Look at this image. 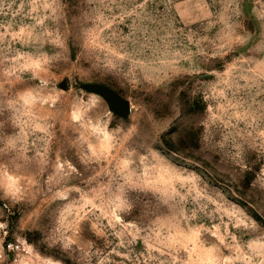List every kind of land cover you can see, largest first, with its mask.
I'll return each instance as SVG.
<instances>
[{
	"label": "rangeland",
	"instance_id": "rangeland-1",
	"mask_svg": "<svg viewBox=\"0 0 264 264\" xmlns=\"http://www.w3.org/2000/svg\"><path fill=\"white\" fill-rule=\"evenodd\" d=\"M0 254L264 264V0H0Z\"/></svg>",
	"mask_w": 264,
	"mask_h": 264
},
{
	"label": "water",
	"instance_id": "water-1",
	"mask_svg": "<svg viewBox=\"0 0 264 264\" xmlns=\"http://www.w3.org/2000/svg\"><path fill=\"white\" fill-rule=\"evenodd\" d=\"M62 86H65V84L63 83ZM82 88L101 95L107 101L110 110L121 118H127L130 114V102L112 88L102 84H85Z\"/></svg>",
	"mask_w": 264,
	"mask_h": 264
},
{
	"label": "built area",
	"instance_id": "built-area-1",
	"mask_svg": "<svg viewBox=\"0 0 264 264\" xmlns=\"http://www.w3.org/2000/svg\"><path fill=\"white\" fill-rule=\"evenodd\" d=\"M5 250L8 254L9 253L19 254L25 252V246L22 245L21 243L7 242L5 245ZM1 256L2 255L0 254V257Z\"/></svg>",
	"mask_w": 264,
	"mask_h": 264
}]
</instances>
